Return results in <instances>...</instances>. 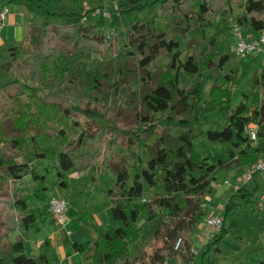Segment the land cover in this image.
<instances>
[{
  "label": "trees",
  "instance_id": "obj_1",
  "mask_svg": "<svg viewBox=\"0 0 264 264\" xmlns=\"http://www.w3.org/2000/svg\"><path fill=\"white\" fill-rule=\"evenodd\" d=\"M28 1L47 19L31 24L27 35L9 49L8 62L0 57V264H53L46 254L37 257L30 253L24 235L49 214L47 177L55 171L59 184L70 189L71 174L89 169L114 172L115 177L107 181L109 201L104 206L123 224L93 241L74 242L76 251L85 253L93 264L193 262L198 255L195 233L206 212L203 199L214 191L220 168L233 161L243 169L264 156V64L254 76L252 90L243 92L242 100L233 106L241 76L236 67L222 73L228 54L217 59L210 46L204 53L181 57L179 41L158 32L154 20L138 16L125 24L122 41L116 42L99 31L104 17L100 23L83 20L88 15L94 18L92 11L106 0ZM156 1L120 0L130 8L119 12L140 11ZM160 1L181 11L186 24L180 32L205 23L208 11L219 14L234 5L243 9L240 25L256 32L264 30V0H203L199 5L195 0ZM55 2L67 3L65 10H55ZM85 2L98 4L84 6ZM65 16L69 22H57ZM216 40L214 37L209 43L214 45ZM91 53L108 61L111 72L93 67L86 77L79 75L78 62ZM162 53L170 57L168 67L160 73L151 71L150 64ZM203 68L217 70L209 97L205 81L200 79ZM116 72L120 78L113 79ZM185 73L199 78L183 86ZM135 80L140 88L128 99L138 109L137 121L114 139L127 149L134 146L125 154L105 145L99 136L104 126L98 119L108 118L101 101L110 100L119 89L130 91ZM214 113L226 117L224 128L205 130ZM109 120L116 129L121 127L118 120ZM251 124L258 125L256 142L248 135ZM114 126H108L105 134L114 136ZM176 129L181 132H174ZM42 134L49 135L54 144L41 146ZM200 135L230 143V161L210 162L196 148L195 139ZM152 137L156 140L151 143ZM38 165H43L44 174ZM29 173L38 187L22 194L17 181ZM92 179L96 180L95 173ZM155 187L161 191L147 197V188ZM258 191L259 185L251 191L246 184L232 190L223 209L222 229L208 247L216 245L220 250L219 243L238 224L235 213L240 208L249 207L253 212L260 207ZM31 203L44 205L31 207ZM92 220L94 214L75 211L77 224L88 225ZM147 228H152L150 237L143 239ZM237 264H264V257L248 256Z\"/></svg>",
  "mask_w": 264,
  "mask_h": 264
},
{
  "label": "rangeland",
  "instance_id": "obj_2",
  "mask_svg": "<svg viewBox=\"0 0 264 264\" xmlns=\"http://www.w3.org/2000/svg\"><path fill=\"white\" fill-rule=\"evenodd\" d=\"M156 1V0H143ZM203 0H195V4L199 5ZM121 3L120 0H106L101 6L102 9H109L112 14L110 17H104L105 21L100 25V32H104L107 38H114L116 42L122 41L123 32L125 29V24L133 20L135 17H140L146 20H154L156 25V30L158 32L164 31L168 39L175 38L179 41V49L182 51V56L185 57L190 54L204 53L208 50L210 46L211 51L216 55L217 59L228 54L230 56L229 60L225 63L222 68V73H228L233 68L239 69V75L241 76V81L237 88H235L232 105L235 106L243 98V92L250 91L253 88L254 76L260 72L262 65L264 64V55L261 52H251L247 54L239 55L236 52L237 41L239 34L234 30V23L238 22V18L242 13V8L239 5H234L232 8L223 11L222 13H213L208 11L206 13V21L202 25H195L186 30L185 32H180L179 28L185 27L186 22L184 21V16L181 14L180 10L172 9L166 7L167 4L162 5L160 0H157L152 5H148L140 11H133L131 13H115V5ZM67 3L55 2L54 9L57 11H63L64 6ZM51 9H53L51 4ZM120 10H122L120 8ZM93 16V15H92ZM102 16H94L87 20V22L93 21L94 23H100ZM58 23L69 22L66 16L62 20H58ZM243 37L252 36V31L249 28L242 27L240 33ZM216 38V43L212 45L210 40ZM9 60L5 61L8 62ZM170 62V57L165 53H162L157 57L154 62L149 66L151 71L160 73L168 67ZM95 67L105 73L111 72L109 67V62L104 60L99 54L91 53L86 58H82L78 62L76 72L86 77L90 70ZM200 79L205 81V90L207 92L206 97H209L208 92L210 88L214 85V79L216 76V71L213 69L203 68ZM112 74L113 79L120 78V74ZM198 75L192 73H185V77L182 81L183 86H189L193 81L198 79ZM140 88L139 81L135 80L133 82L130 91L123 92L121 89L117 91L116 96H111L110 100H102L101 107L105 109L108 118L98 119V123L104 126V130L100 132L99 136L103 138L105 145L114 149H119L122 153H128L134 149L131 146L130 149L126 148V145H117L114 143V139H117L118 133L120 135L126 134L128 132V126L135 124L137 121L138 109L133 107V102L130 103L128 95H135L138 93ZM114 91L115 88H112ZM111 93V92H110ZM27 100V97L24 96ZM106 103V105H105ZM108 103V104H107ZM118 120V127L109 120V118ZM211 122L204 125V129L207 130L210 127L223 129L226 124V117H218L217 113L211 114L209 116ZM113 125L116 131L114 136L106 133L107 127ZM174 132L179 133L181 129H176ZM33 132L29 134L31 136ZM156 137L149 139V142H154ZM256 142V141H253ZM39 143L41 146H50L54 144V141L49 135L42 134ZM197 150L205 156L209 157V161L229 160V152L233 149L232 145L228 142L212 141L206 135H200L195 139ZM115 144V145H114ZM121 144H124L121 140ZM30 146H33V142L30 141ZM37 166V165H34ZM31 168V166H30ZM248 167L239 168L233 161H230L225 167H221L219 171L220 178L214 182V191L204 197L205 205V215L198 224L197 231L195 233V245L194 246L197 257L193 262L185 264H210L211 261L216 264H237L245 260L248 256H262L264 257V175L260 173L256 175L252 180H246V170ZM39 172L44 174L45 170L43 165H38ZM95 173L96 180L92 179V175ZM114 172L111 170L96 171L89 169L85 172H73L70 176V189L65 188L59 184V180L54 171L47 178V195L51 197L62 196L66 197L71 201V207H69V215L74 214L77 210H86L97 217V221H91V225L77 224L76 221L72 225L71 229L73 234L69 236V240L73 241L76 239L80 242L93 241L95 236H93V229L99 234V238L103 236L105 230L119 227L123 224L120 219H115L113 217L112 209H105L103 201L108 199L107 192V181L114 178ZM226 180L229 182L226 183ZM242 184L249 186L250 190L253 191L254 188L259 185V191L257 200L259 201L260 207L252 212L249 207L240 208L235 216L238 219V224L233 227L219 243L220 250L216 249V245L208 247V243L204 239V228L206 226V220L209 216L214 214H221L223 216V209L230 199L232 190L238 188ZM18 190L22 194H27L33 192L38 187V182L29 173L26 174L22 179L17 181ZM161 191L160 188H147L146 196L152 197L157 192ZM41 205L44 203H31V207ZM105 209V210H104ZM47 215L48 218H53L50 211ZM41 219L39 218L32 226L31 230L24 235V239L27 244V250L34 256H39L41 254H49L50 248L46 244L47 237L49 236L51 230L55 228L51 225L50 220L47 226L38 229V225H41ZM100 226V228H98ZM90 227V228H89ZM92 227V229H91ZM36 231L35 240L41 238L44 242V246L40 248L37 246V241L32 240V231ZM152 228H147L143 231V239H148L150 237ZM221 229H216V233L219 234ZM15 235L12 236L15 239ZM46 239V240H45ZM102 243V242H101ZM103 244V243H102ZM44 264V263H43Z\"/></svg>",
  "mask_w": 264,
  "mask_h": 264
},
{
  "label": "crops",
  "instance_id": "obj_3",
  "mask_svg": "<svg viewBox=\"0 0 264 264\" xmlns=\"http://www.w3.org/2000/svg\"><path fill=\"white\" fill-rule=\"evenodd\" d=\"M90 4L92 3L85 2L84 6H90ZM97 4L98 2H93L92 6H96ZM118 6L122 10H127L130 8V5L127 2L119 3ZM1 8L8 9L7 17L4 21L3 26L0 28V57L5 62L9 60V49L14 47L18 41L22 40L27 35L31 24L34 21L41 22L42 20H45L47 18L42 15L40 9L33 7L31 2H29L28 0H0V9ZM250 30L252 31V36H256L259 33L253 29ZM260 174L263 176L262 173ZM106 201H109V198L104 200L103 203H105ZM69 202V207H71V201ZM105 209L110 208L105 207ZM69 217L71 220L69 228H72L71 226L74 225L75 222V212L74 214L69 215ZM40 219L41 225H38V229L47 226L51 218H48L45 215L40 217ZM53 219H55L54 216ZM94 220L97 221V217L95 215ZM94 220H92V222H94ZM50 223L51 225H54L55 228L51 230L49 236L47 237L49 238V242H46V244L50 248L49 254H46L49 262L53 264H93L91 259L86 258L85 253L78 252L74 249V242H82L77 241L76 239H73V241L69 240L68 237L71 236L73 232L71 234H68L65 228L60 226L56 220L50 221ZM90 225L91 222L87 226ZM98 228H100V226ZM38 229L30 232L29 236L31 234L30 238L34 241H37L36 245L42 248L44 246V242L42 241V239L38 238L35 240V237L37 236L36 231H38ZM96 229L97 228L93 229L95 230L93 231V236H95V239L99 238V234L96 232ZM102 233L104 235L106 233V230ZM194 246L196 247L195 244Z\"/></svg>",
  "mask_w": 264,
  "mask_h": 264
},
{
  "label": "built area",
  "instance_id": "obj_4",
  "mask_svg": "<svg viewBox=\"0 0 264 264\" xmlns=\"http://www.w3.org/2000/svg\"><path fill=\"white\" fill-rule=\"evenodd\" d=\"M117 1V0H116ZM115 13L119 14L120 7L118 4L115 6ZM102 6H97L91 13L93 16H102V17H110L112 14L109 12V9H102ZM8 9L1 8L0 9V28L3 26L4 21L7 17ZM89 19L88 16H84L83 20L87 21ZM242 25L238 22L234 23V30L239 34V38L237 41L236 52L239 55L247 54L251 52H261L264 55V30L259 32L256 36L243 37L240 35L242 31ZM264 58V57H263ZM248 135L252 141H257L258 139V125L251 124L248 128ZM262 173L264 175V156L260 158L255 164L249 166L246 170V180H252L255 175ZM229 181L226 180V183ZM70 202L66 197L63 196H54L49 200L48 210L52 213L57 223L65 228L68 234H71L73 231L69 228L70 217L68 215ZM206 226L204 228V239L205 241L212 240L216 236V229H222L224 224V219L221 214H212L206 220ZM181 239L177 242V247L180 245ZM195 250V248H194ZM196 251V250H195Z\"/></svg>",
  "mask_w": 264,
  "mask_h": 264
}]
</instances>
